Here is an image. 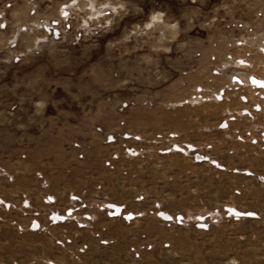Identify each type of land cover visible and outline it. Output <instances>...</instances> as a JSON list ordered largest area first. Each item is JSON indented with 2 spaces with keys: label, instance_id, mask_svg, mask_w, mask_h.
I'll return each mask as SVG.
<instances>
[{
  "label": "rangeland",
  "instance_id": "obj_1",
  "mask_svg": "<svg viewBox=\"0 0 264 264\" xmlns=\"http://www.w3.org/2000/svg\"><path fill=\"white\" fill-rule=\"evenodd\" d=\"M65 1L0 0V264H264V0H77L14 63Z\"/></svg>",
  "mask_w": 264,
  "mask_h": 264
},
{
  "label": "built area",
  "instance_id": "obj_2",
  "mask_svg": "<svg viewBox=\"0 0 264 264\" xmlns=\"http://www.w3.org/2000/svg\"><path fill=\"white\" fill-rule=\"evenodd\" d=\"M11 3H5L0 9V31L8 28L4 10L8 9ZM36 5H33L30 15L34 17L28 26L15 29L8 46L12 55V61L19 63L23 57L22 52L16 50L19 43L18 39L21 34L30 32L32 35L40 33V39L49 43H69L71 45L79 44L87 36L96 37L101 30L110 25L111 10L97 8L88 3L84 6V12L79 15L80 5L77 0L65 1L59 5L54 17L39 18L36 16ZM34 32H37L36 34ZM39 38H36L35 45L38 44ZM236 79V78H235ZM253 78L250 77L249 82ZM238 81V79H236ZM255 85V84H254ZM107 141H111L109 137Z\"/></svg>",
  "mask_w": 264,
  "mask_h": 264
},
{
  "label": "bare ground",
  "instance_id": "obj_3",
  "mask_svg": "<svg viewBox=\"0 0 264 264\" xmlns=\"http://www.w3.org/2000/svg\"><path fill=\"white\" fill-rule=\"evenodd\" d=\"M153 19H155V20H159V17H158V16H153ZM252 78H253V77H252ZM251 82H253L254 84H256L257 86H260V87H263V86H264V82L262 83L261 81L255 79V78H253V79L251 80Z\"/></svg>",
  "mask_w": 264,
  "mask_h": 264
}]
</instances>
